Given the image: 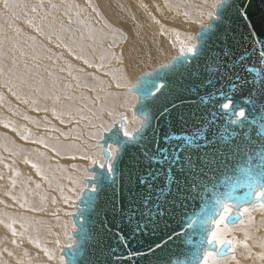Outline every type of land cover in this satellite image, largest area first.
Instances as JSON below:
<instances>
[{
	"label": "water",
	"instance_id": "obj_1",
	"mask_svg": "<svg viewBox=\"0 0 264 264\" xmlns=\"http://www.w3.org/2000/svg\"><path fill=\"white\" fill-rule=\"evenodd\" d=\"M241 3L234 0L229 8L215 7L208 24L200 26L197 43L200 38L207 40L210 54L197 58L189 53L176 70L161 74L156 81L159 91L154 89V95L136 104L134 115L142 122L146 112L150 124L134 151L123 157L116 173L108 172V163L113 161L109 148L112 145L119 152L122 145L112 143L108 140L111 133H105L99 146L104 161H95L88 169L92 177L86 180L83 195L76 202L72 215L75 229L69 238L72 246L63 248L64 264L73 260L75 264H189L192 260L201 264L207 251L222 259L230 254L232 243H207L216 229L211 221L224 214L223 207L214 203L216 197L227 193L222 198L231 205L224 222L229 228L242 220L243 208L253 210L264 204V199H256V173L264 171V32L257 27L253 36L239 16ZM262 11L264 3L255 0L249 15L257 19ZM225 32L228 39L223 42ZM178 57L182 58V54L174 58ZM160 68L161 65L154 70ZM154 70L145 73L154 75ZM141 104L145 107L141 108ZM225 104L229 107L225 108ZM240 111L244 117L239 116ZM116 127L121 128L122 135L126 121L118 120ZM183 137H192L196 146ZM163 149L168 150L169 157L174 151L179 153L181 160L191 157L202 161L207 155L213 164L202 171L195 169L192 175L186 167L182 171L179 163L165 159ZM242 163L247 169H240L239 179L226 180ZM132 167L130 184L123 173ZM149 173L159 174L155 181L149 180L153 190L167 188L171 177L172 190L179 182L184 194L177 200L166 197L167 204L157 216L140 217L134 213L130 220L128 198L138 196L147 187L139 184V177ZM105 176L117 181L118 192L99 189L97 181ZM93 185H97V193L91 192ZM89 196L96 197L95 201H90ZM119 201L125 205L124 215L115 211ZM192 219L198 223L189 228Z\"/></svg>",
	"mask_w": 264,
	"mask_h": 264
},
{
	"label": "rangeland",
	"instance_id": "obj_2",
	"mask_svg": "<svg viewBox=\"0 0 264 264\" xmlns=\"http://www.w3.org/2000/svg\"><path fill=\"white\" fill-rule=\"evenodd\" d=\"M151 1L154 9L151 8V4L150 8L152 11L156 8V16L160 18L154 15V19L158 22L153 20L150 32L164 30L163 22L165 26H172L176 23L186 25L185 19L187 18L183 17V14L187 16L189 13L193 17L200 16L194 19L205 23L215 12L214 5L219 2V0H164L167 7L164 5L165 9L160 12L159 2ZM20 2L36 6L37 11L33 13L30 8H27L24 10L26 15L22 13L19 19L11 22L6 20V16H0V28L17 41L15 50L8 52L0 63L7 67L11 64L10 57L14 56L17 60L18 71L26 75L30 74L29 79L33 87L24 85L10 90V86L5 84L8 76H0V136L2 137H0V264H11V259L12 264H58L64 247L58 246L54 234L60 233L68 219L72 223H70L71 228L75 229L72 215L75 213L76 202L79 198H76V193L70 192L69 189L76 186L73 184L74 180L83 181L85 188L86 180L92 177L85 166L91 167L93 160H81L79 157L84 154L98 153L95 161L100 164L104 161L95 139L89 138V133L94 131L90 127V121L98 123L99 121L95 120L93 114H99L102 109L111 108L113 103L109 97L125 92L124 88H116L117 82H123L120 79L121 70H114L116 79H113V72L105 70V68H111L110 65L106 66L111 59L107 57L111 56L104 58V62L97 59L99 57L97 52H100L99 45L102 43L111 45L112 47L108 49L111 53L115 45L126 43L127 36L105 19L100 5L94 0H20ZM147 4L145 3L144 6ZM205 4L209 6L205 7ZM53 5L56 7L54 8ZM3 11L2 4H0V14ZM166 11L169 13L168 22L164 21ZM195 11L197 14L193 15ZM41 17L45 18L43 22ZM29 19L34 21L33 26L27 23ZM15 28L20 29L18 36L14 31ZM37 28L42 29L43 34L37 31ZM114 30L120 33V38L110 39L111 44L109 38L103 40L101 44L93 40L97 39L100 32L111 33V35L107 34V37H112L116 33ZM81 36H83V49L80 47ZM74 40L77 43H74ZM160 49L164 53L169 52L163 46ZM77 56L80 58L77 59ZM85 60L89 63H85ZM95 61L99 63V68L94 64ZM89 64L92 66L89 67ZM119 64L121 66L122 61H119ZM98 71L106 73L105 77L110 76V78L102 83L105 81L102 79L104 75L98 74ZM70 72L71 75H69ZM89 77H92L90 80L92 83L88 82ZM94 78L101 82L94 83L96 82ZM39 79L45 82V90L42 92H37L34 87L36 80ZM13 91L17 92L21 99H17ZM25 100L28 103H24ZM115 113L117 120L120 114H124L126 127H123L122 131L129 127L127 130L131 132L138 127L137 122L135 127L130 128L132 122L130 107H116ZM103 118L108 122L112 119L106 111L103 113ZM76 129L74 138L77 140L74 141L75 146L72 147L73 145L68 143L72 142L71 131ZM38 141H43V143ZM88 145H92L91 149L87 147ZM110 147L111 152L115 150L114 146L110 145ZM53 148L56 150L54 151ZM73 154L77 155L79 160L70 159ZM80 160L82 164L79 166ZM3 181L8 189L2 184ZM21 193L24 195L22 196ZM24 196L27 198H21ZM64 197H68L70 202L66 203ZM259 212L264 213V208L261 206L253 210L248 208V212L243 214L244 217L241 220L243 223L240 221L232 228L225 227V225L219 228L218 239L232 241V249L225 258L218 259L214 255L209 264H264V259H262L264 250H255L256 246L264 243V215ZM32 220H36L38 226L34 224L36 221ZM33 226L35 230H31ZM21 229L23 231H20ZM70 230L66 229L60 237L67 240L65 235L69 234L70 238L72 234ZM3 237L6 238L8 246L4 243ZM69 238L66 246L71 244ZM51 241L56 247H49ZM44 249H47V253ZM10 254L14 257L12 258ZM49 254L53 257L52 259H49ZM8 255L10 258L7 257Z\"/></svg>",
	"mask_w": 264,
	"mask_h": 264
},
{
	"label": "snow or ice",
	"instance_id": "obj_3",
	"mask_svg": "<svg viewBox=\"0 0 264 264\" xmlns=\"http://www.w3.org/2000/svg\"><path fill=\"white\" fill-rule=\"evenodd\" d=\"M255 0H242V3L240 4L239 8L237 9L239 12V16L242 18V20L245 22L246 26L251 30L253 36L255 37V33L257 30V27H259V30L264 32V11L261 12L259 18L253 19L249 15V9L253 5ZM261 3H264V0H260ZM0 4H2L3 7V13L0 14V16H6V20L8 22L14 21L16 19L20 18V15L24 13L25 9L30 8L31 12L36 13L37 7L36 6H30L28 4L20 2V0H0ZM234 0H219L217 4L214 6L221 9V8H229L233 6ZM42 6V5H41ZM55 8L56 5H53ZM211 15V13L209 14ZM218 20H221V16L217 15ZM45 18L41 17V21L43 22ZM29 26H33L34 21L32 19H29L27 21ZM14 31L16 32L17 36L20 34V29L15 28ZM37 31H40L42 33V29L37 28ZM43 34V33H42ZM92 33L90 32V36ZM107 38V34L101 32L99 36L97 37V42L102 43L104 39ZM220 37L217 36V39ZM198 37H192L189 36L187 37V40L191 42L190 47H181V54L182 58H173L167 65H161V68L159 70H154V75L153 73H145L143 76L137 77V80L135 83H129L127 80V77L121 76V81L123 82H117L116 83V88L121 89L124 88L125 92L123 94L117 93L113 97V106L111 108L107 109H102L99 114L94 113L95 120H98L99 122L96 123L95 121H90V127L94 129V131L89 133V138L90 139H95L97 147L100 146V141L104 140L105 133H111V136L108 137V140L112 141V143H115L116 145H122L120 148L119 152L116 150H113L111 155L113 157V161H109L108 163V172L109 173H116L120 168H121V161L125 155L128 153H131L134 151L136 148L142 132L145 128L148 127L150 124V120L148 117V114L145 112L143 116V121L141 122L140 127L134 128L131 132L128 131L126 128L123 130V133L121 135V128L116 127V124L118 123L115 109L116 107H132L134 108L136 104H140L142 99H147L149 96L154 95V89L155 91H159V88L156 87V81L159 79L161 74L164 71H172L176 70L178 66L183 64L184 60H187L189 58L188 54L191 53L195 55L197 58L200 56H204L206 54H210V49L208 48V43L207 40H204L200 38V43H197ZM228 39L227 33L225 32L223 36V42H226ZM83 36L80 38V47L83 49ZM74 43H77V41H73ZM16 39L14 37H11L7 35V32L0 28V60H3L7 55L8 52H12L15 50L16 47ZM111 47V45L109 46ZM7 50V51H5ZM80 57L77 56V59ZM11 59V64L7 67L3 63H0V76L7 75L8 79L5 81L6 86H10V90L17 86H24L28 85L30 88L33 87V85L30 83V74L20 72L18 71L17 67V60L16 58L10 57ZM101 59H104V56H101ZM85 63H89L87 60L84 61ZM92 65L89 64V67ZM25 68L27 69V65H25ZM71 75V72L69 73ZM15 78V79H13ZM31 79H35V77H31ZM113 79H116V76L113 75ZM17 81L19 84L17 85ZM35 90L37 92H42L45 90V82L43 79L36 80L35 82ZM160 87H163L161 85ZM193 91L195 90L194 88L192 89ZM138 92L139 95H133V93ZM13 95L17 96V99H21L20 95L13 91ZM123 96V99L121 97ZM47 98V97H46ZM24 103H28L27 100L23 101ZM35 103V101H33ZM145 106L141 104V108H144ZM225 108H228L229 105L225 104ZM35 110V109H34ZM107 112V115L111 117V122H108L104 120L103 118V113ZM167 111V109H165ZM245 113L243 111L239 112L240 117H244ZM124 116L123 114H120L119 117V122L124 121ZM63 123V121H61ZM7 127V125H6ZM115 129V130H114ZM140 134V135H138ZM127 138V139H124ZM170 139H181V137H169ZM185 141L193 146L195 145V141L192 137H183ZM39 143H43V141H38ZM107 143V141H105ZM89 149H91L92 145L87 146ZM55 151L56 149L53 148ZM168 150L163 149L162 153L165 154V159H170L173 164L179 163L181 166V170L183 171L185 167L189 171L190 174L195 175V169H200L201 171L204 168H210L213 164V161L209 159L207 155L203 158L202 161H194L191 159V157H185L184 160H181L179 153L173 152L171 154V157L167 155ZM98 155V153H90V154H84L79 157L81 160H88L91 159L93 162H95V156ZM261 164L264 165V152L261 153ZM70 159H77L76 156L70 157ZM129 159H132L131 156H129ZM160 163H163V161H160ZM35 167V165H33ZM103 167V165H102ZM244 168L247 169V166L244 165L243 163L233 171L232 176H228L225 179L230 180L233 178L239 179V172L240 169ZM134 172V167L128 168V170L123 173V176L127 174L129 183L131 184L133 182V177L132 174ZM156 175H153L151 173L148 174V176H141L139 177V184L140 185H147L144 190H142L138 196H130L128 198V205L126 207L127 210V215L129 219L131 220L133 214H138L140 217H148L152 218L154 216L159 215L160 210L162 209L163 206L167 204L166 197L171 196L172 200H177L182 193L181 187L182 185L177 182L176 184V190H172V185H171V177H169V184L167 188L161 187L159 189L153 190V183H149V180L155 181ZM257 177L259 178V185L258 189L256 192V199L261 200L264 199V171H257L256 173ZM71 179V178H70ZM73 184L76 185L73 188H70V192L76 193V198H80V196L83 195V188L84 184L83 181L81 180H74ZM97 185L99 186V189L101 191H107V192H118L120 185L117 184V181L115 179H109L107 176L103 177L102 179L97 181ZM97 185H93L91 188V192L97 193L98 188ZM39 187V186H37ZM227 195V193H221V196L216 197L214 203L217 205H220L223 207V215H219L218 219L212 220L211 222L215 225L216 231H212L210 234V238L207 240V243L211 244L213 241L219 243L220 245H223L225 243H232V241L229 240H224V239H218V231L221 225H224V222L227 218V215L229 214V209L231 205L228 203L226 199H223L222 197ZM88 199L90 201H95L96 197L94 196H89ZM64 200L66 203H69V198L64 197ZM138 201V202H134ZM55 202V201H53ZM261 208H264V204L260 205ZM115 211H119L121 215L125 214V205L123 201L118 202V206H115ZM248 212V208H244L243 212L241 215L244 213ZM70 214V213H69ZM198 223V220L192 219L188 227L193 228L196 224ZM243 223V221H241ZM203 225L201 224V227ZM227 227V225H225ZM15 235V233H13ZM72 245L69 244L68 247H71ZM261 247H264V243H261ZM246 247V245H245ZM44 251L47 253V249H44ZM72 255H75L73 253ZM53 257L49 254V259H52ZM214 258V253L211 251H207L203 254L202 257V264H209V261ZM264 259V257H262ZM60 264H64L63 257L60 258ZM70 264H75V261H71ZM189 264H198L197 261L192 260L189 261Z\"/></svg>",
	"mask_w": 264,
	"mask_h": 264
},
{
	"label": "bare ground",
	"instance_id": "obj_4",
	"mask_svg": "<svg viewBox=\"0 0 264 264\" xmlns=\"http://www.w3.org/2000/svg\"><path fill=\"white\" fill-rule=\"evenodd\" d=\"M54 1V0H53ZM95 2H97L98 5H100L103 15L105 17V19L107 21H110V23H113L115 25V28H117L119 31H121V33L125 34L127 36V41L125 44H119L118 46L115 45L113 52L109 53L110 51L108 49H110V45L108 43V45H104V43H99L101 45H99V49L100 52H97V55L99 57H97V59L100 61H102L103 59H101V56L103 55L104 58H106L107 56H111V57H107L109 59L108 64H106V66H111V68H105V70H109L110 73L113 72V74L115 75L116 71H114L115 69H120L122 76L127 77V80L129 83H134V81H136L137 77L140 76L141 74L147 72V71H153L156 67L163 65V64H167L170 62V60L178 55L181 54V47H190L191 46V42H189L187 40V37L192 36V37H196L198 32H199V28L202 25H207L208 21L203 23L200 22L199 19H194V18H200V16L198 17H193L191 16V14L189 13L187 16L183 14V17L185 16L187 19H185L187 21L186 25H178L176 24H172V26L166 25L165 26V22H163L162 24H164L163 29L164 30H154L152 32H150L151 27L153 26V20L156 21L154 19V15L156 16V8L155 11H152L153 5H152V1L149 0H94ZM159 3L160 6V12H162L165 9V2L164 0H156ZM212 2V1H211ZM32 3V2H31ZM56 3V2H55ZM145 3H148L146 6H144ZM165 3V4H164ZM87 4V3H86ZM152 6H151V5ZM191 4V3H190ZM47 5V4H46ZM60 5V4H59ZM58 5V7H59ZM63 5V4H62ZM165 5V6H164ZM198 5V4H197ZM82 6V5H81ZM151 6V8H150ZM156 6V5H155ZM193 6V4H192ZM196 6V5H195ZM194 6V7H195ZM209 6V4H205V7ZM57 7V9H58ZM167 7V6H166ZM199 8V6H198ZM198 8H194L195 10H199ZM60 9V8H59ZM62 9V8H61ZM215 9V8H214ZM168 10V9H167ZM60 12V11H59ZM63 14V13H62ZM169 13L166 11L165 13V18L164 21L168 22V15ZM194 14H197V12L195 11ZM198 14H201V12ZM164 15V14H163ZM159 16V15H158ZM97 17V16H96ZM157 17V16H156ZM192 19H190V18ZM158 18V17H157ZM160 18V17H159ZM158 18V19H159ZM105 20V21H106ZM106 21V23H107ZM158 22V21H156ZM73 24V23H71ZM75 24V23H74ZM96 25V24H95ZM106 26V25H105ZM108 26V25H107ZM111 28V27H110ZM105 29V28H104ZM113 29V28H111ZM109 30V29H108ZM111 31V30H109ZM116 31V30H114ZM113 31V32H114ZM68 32V31H67ZM105 32V30H104ZM103 32V33H104ZM164 32V33H163ZM99 33V32H98ZM97 33V34H98ZM101 33V32H100ZM99 33V34H100ZM163 33V35H162ZM88 34V32H87ZM86 34V36H87ZM109 34V33H106ZM69 35V34H68ZM90 35V34H89ZM111 35V33L109 34ZM120 33L116 31V33H114V35L112 37H107L109 38V43L111 42L110 39L112 40V38H120ZM122 35V34H121ZM85 36V35H84ZM95 36V34L93 35ZM99 36V35H98ZM89 37V36H88ZM125 37V36H123ZM92 38V37H91ZM90 38V39H91ZM106 38V40H107ZM87 39V38H86ZM93 40H97V39H93ZM92 40V41H93ZM105 40V39H104ZM123 40V39H122ZM125 41V39H124ZM94 42V41H93ZM103 42V41H102ZM116 42V41H115ZM119 42V40H118ZM122 42V41H121ZM156 43V45H155ZM93 44V43H92ZM96 44V43H95ZM111 44V43H110ZM118 44V43H117ZM163 46L165 47L169 52L168 53H164L160 47ZM109 47V48H108ZM112 47V46H111ZM159 50H156L158 49ZM95 53V52H94ZM93 53V54H94ZM95 56V55H94ZM122 56V58H121ZM96 58V57H94ZM93 60V59H92ZM111 60V61H110ZM119 61H122V65L119 66ZM96 62V61H95ZM104 62V60H103ZM102 62V63H103ZM106 62V61H105ZM94 63V62H93ZM96 66H98L99 63H94ZM103 67V66H102ZM101 67V68H102ZM99 68V66H98ZM100 68V69H101ZM98 74L104 75L102 76V79H105V81H103L102 83L106 82L108 78H110V76L105 77L106 73L104 72H97ZM96 73V74H97ZM95 75V74H94ZM86 77V76H85ZM101 78V77H100ZM92 79V77L88 78V82H90V80ZM87 80V79H86ZM94 80L96 82V84H99L101 81H97L96 78H94ZM63 81V80H62ZM98 82V83H97ZM92 83V82H90ZM75 87V86H74ZM78 88V87H77ZM123 94V93H122ZM71 96V95H70ZM115 95H112L109 97V100L112 101L113 103V97ZM121 99H123V96L121 97ZM74 101V100H73ZM69 102V101H68ZM72 106V105H71ZM66 107V106H65ZM76 108V107H75ZM121 108H125V107H121ZM132 110V122L130 124V128L135 127L136 123L138 122V127H140V120L138 118H135L136 116L134 115V108L130 107ZM73 109V108H72ZM74 112V111H73ZM82 118V117H80ZM80 120V119H79ZM83 120V118H82ZM81 120V121H82ZM91 120V119H90ZM97 123V122H96ZM19 124V123H18ZM18 127V126H17ZM83 127V125H82ZM126 129H129V127H127ZM15 132V131H14ZM77 132L76 130L71 131V134L73 135V137L71 136L70 138H72V142H69L68 144L73 145L72 147L75 146V140H77L76 138H74V133ZM82 132V131H81ZM85 132V131H83ZM66 134V133H65ZM69 134V135H71ZM83 134V133H82ZM1 137V136H0ZM15 137V136H14ZM2 138V137H1ZM6 138V137H5ZM15 139V138H13ZM66 139V138H65ZM64 140V138H63ZM3 141V140H2ZM11 141V140H10ZM65 141V140H64ZM67 141V140H66ZM14 142V140H13ZM68 142V141H67ZM4 143V142H3ZM64 143V142H63ZM67 143H64V145ZM67 144V147H69ZM70 145V146H71ZM4 146V145H3ZM70 147V148H72ZM111 148V147H110ZM109 148V150H110ZM115 148V147H114ZM75 149V148H74ZM116 150V148H115ZM37 151V150H36ZM72 156H77L75 154H73ZM77 160H79L77 158ZM78 162V161H77ZM1 163V162H0ZM26 163V162H25ZM82 164L81 160L78 162V165L80 166ZM1 166V165H0ZM87 169H89L90 167L85 166ZM1 170V168H0ZM24 173V172H23ZM29 173V172H28ZM4 175V174H3ZM83 176V175H82ZM5 177V176H4ZM39 177V176H38ZM87 179V178H86ZM3 180V178H2ZM5 180H7V178H5ZM33 180V179H32ZM2 182V181H1ZM30 182V179H29ZM4 185V181L2 183ZM33 184V183H32ZM8 185V184H7ZM10 185V184H9ZM34 185V184H33ZM1 186V185H0ZM16 186V185H15ZM4 187H6V183L4 185ZM7 188V187H6ZM5 189V188H4ZM8 189V188H7ZM6 189V190H7ZM32 189V188H31ZM27 190V189H26ZM36 190V189H35ZM32 192V191H31ZM36 193V192H35ZM10 194V192H9ZM22 194V193H21ZM31 194V193H30ZM24 194H22L23 196ZM26 195V194H25ZM32 196V195H31ZM21 198H27V196L21 197ZM18 200V199H17ZM30 201V200H29ZM260 206V205H259ZM57 207V206H55ZM73 207V206H72ZM7 209V208H6ZM262 215H264V213L259 212ZM41 215V214H40ZM37 216V215H36ZM23 217V216H22ZM32 221H36V220H32ZM70 221L69 219L67 220L66 224H64L62 226V229L60 231V233H56L54 234V239L55 242L58 243L59 247H65L67 240L69 238V234L65 235V238H67V240L62 239V237H60L63 233H65L64 231L66 229H71L70 233H72V231L74 230L73 228H71L70 225ZM34 224H36L38 226V222L36 221ZM72 224V223H71ZM6 225L4 226L5 229ZM19 228V226H17ZM75 228V227H74ZM35 230L34 226L31 228V230ZM6 231V230H5ZM5 231H3L5 233ZM20 231H23V229H21ZM19 231V232H20ZM2 232V233H3ZM8 232V230H7ZM29 234H30V230H28ZM27 232V233H28ZM9 233V232H8ZM7 234V233H6ZM60 234V235H59ZM1 235V234H0ZM9 236V235H8ZM7 236V237H8ZM43 236H46V234H43ZM4 238V237H3ZM64 238V237H63ZM5 239V244L6 243V238ZM59 239V240H58ZM3 240V239H2ZM10 245V244H9ZM51 246L49 247H56L54 245V242L51 241L50 243ZM8 246V245H7ZM257 247V248H256ZM255 250L256 251H263L264 247H260V246H256ZM7 249V248H6ZM1 250V249H0ZM9 250V249H8ZM11 255V254H10ZM1 256V255H0ZM13 255H11L12 257ZM8 258L9 255L7 256ZM14 257V256H13ZM12 257V258H13ZM3 257H1L2 259ZM10 260V259H9ZM11 264H12V259L10 260ZM7 262H9L7 260ZM2 263V262H1ZM10 263V262H9ZM17 263V262H16Z\"/></svg>",
	"mask_w": 264,
	"mask_h": 264
}]
</instances>
